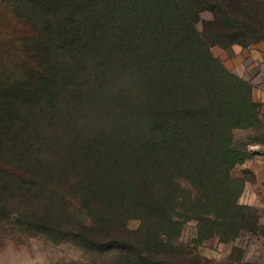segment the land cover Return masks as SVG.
<instances>
[{"label":"trees","instance_id":"16d2710c","mask_svg":"<svg viewBox=\"0 0 264 264\" xmlns=\"http://www.w3.org/2000/svg\"><path fill=\"white\" fill-rule=\"evenodd\" d=\"M249 1L0 0L30 30L0 82V216L41 209L39 233L108 264H175L149 229L172 216L222 242L248 229L232 134L256 106L213 49L257 25ZM67 190L91 227L64 230Z\"/></svg>","mask_w":264,"mask_h":264},{"label":"rangeland","instance_id":"374dc122","mask_svg":"<svg viewBox=\"0 0 264 264\" xmlns=\"http://www.w3.org/2000/svg\"><path fill=\"white\" fill-rule=\"evenodd\" d=\"M250 3L255 6L259 19L257 25L248 32L237 31L234 40L237 45L213 49L214 56L222 60L231 74L247 84L242 87V93L247 95L250 90L256 106L254 116L232 134L235 149L243 153V163L234 170L233 176L243 182L240 204L246 209L243 217L248 229L234 239L222 242L218 237L202 238L201 229L195 222L183 221L179 216H172L171 221H181L180 225L165 226L162 231L151 226L154 249L158 247L172 252L170 260L175 264H264V104L254 98L251 84L260 67L256 55L249 58L252 61H242L243 53H255L264 45V0H252ZM14 14L11 7L0 3V82H5V79L13 81L24 72L25 60L16 50H19L21 41L30 36V30ZM201 19L211 22L212 14L203 11ZM218 28L222 29L220 24H216ZM67 192L71 199L76 198L74 193ZM67 201L70 209L64 217V230L67 227L71 232L73 228H88L91 216L79 210L74 199ZM21 204L13 203L12 212L4 218L0 216V264H108L109 255L106 253L94 260L72 242L39 233L36 224L46 214L41 209L25 208L24 202ZM135 225L133 222L129 229L133 233L138 232L137 237H140L141 230Z\"/></svg>","mask_w":264,"mask_h":264},{"label":"crops","instance_id":"0c3cea01","mask_svg":"<svg viewBox=\"0 0 264 264\" xmlns=\"http://www.w3.org/2000/svg\"><path fill=\"white\" fill-rule=\"evenodd\" d=\"M264 45L258 47L255 53H250L246 51L242 54V61H252L249 58H252L256 55L258 66L260 67L257 70L256 75L253 77L251 84L254 87V98L260 103L264 104ZM250 56V57H249Z\"/></svg>","mask_w":264,"mask_h":264}]
</instances>
